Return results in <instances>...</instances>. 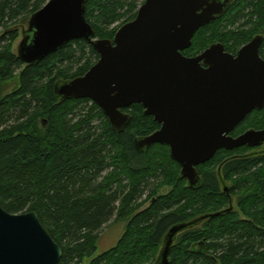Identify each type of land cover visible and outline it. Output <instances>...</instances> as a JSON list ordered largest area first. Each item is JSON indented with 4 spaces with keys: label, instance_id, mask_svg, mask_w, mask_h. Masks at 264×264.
Instances as JSON below:
<instances>
[{
    "label": "trees",
    "instance_id": "1",
    "mask_svg": "<svg viewBox=\"0 0 264 264\" xmlns=\"http://www.w3.org/2000/svg\"><path fill=\"white\" fill-rule=\"evenodd\" d=\"M48 1L0 0V85L18 76L17 87L0 94V207L34 212L62 250L59 264H82L115 221H126L123 235L88 264H154L172 226L216 213L177 235L170 264H264V157L220 150L197 167L201 182L190 189L166 145L136 150V138L160 128L140 105L122 110L130 122L116 133L90 100L60 101L56 82L83 76L99 57L88 43L72 41L39 63H21L12 45ZM85 8L95 38L108 40L138 10L135 0H86ZM257 35L264 60V0H234L182 54L195 57L220 43L235 55ZM262 128L264 108L230 136ZM221 182L237 198L230 211Z\"/></svg>",
    "mask_w": 264,
    "mask_h": 264
},
{
    "label": "water",
    "instance_id": "2",
    "mask_svg": "<svg viewBox=\"0 0 264 264\" xmlns=\"http://www.w3.org/2000/svg\"><path fill=\"white\" fill-rule=\"evenodd\" d=\"M231 1L146 0L134 20L108 40L95 38L85 19L86 0H49L22 28L16 54L22 64L33 65L72 41L88 43L98 61L83 76L56 82L55 96L90 100L116 133L130 122L122 110L140 105L160 128L136 138V150L166 145L180 166V178L194 189L201 182L197 167L216 152L264 144V130L230 136L251 112L264 107L262 37L255 36L236 55L220 43L195 57L182 54L196 32L221 18ZM231 209L230 204L226 211ZM220 214L172 226L154 264H170L177 235ZM61 256L34 212L9 214L0 207V264H59Z\"/></svg>",
    "mask_w": 264,
    "mask_h": 264
},
{
    "label": "rangeland",
    "instance_id": "3",
    "mask_svg": "<svg viewBox=\"0 0 264 264\" xmlns=\"http://www.w3.org/2000/svg\"><path fill=\"white\" fill-rule=\"evenodd\" d=\"M135 1L139 8L144 0H135ZM22 28L25 30L27 28V24L23 25ZM21 40H22V35L19 34L18 38L12 45V52L16 53L17 47L21 42ZM17 83H18V76L16 74L12 80H9L8 82L0 85V94L5 95L12 92L17 87ZM236 199L237 198L234 197V199L232 200L235 207H236ZM126 224H127L126 221H115L104 227L102 231L99 233V237L96 243L95 253L91 257L85 258L82 264H88L92 258L97 257L105 253L106 251L110 250L111 248H113L117 244L121 236L123 235Z\"/></svg>",
    "mask_w": 264,
    "mask_h": 264
},
{
    "label": "flooded vegetation",
    "instance_id": "4",
    "mask_svg": "<svg viewBox=\"0 0 264 264\" xmlns=\"http://www.w3.org/2000/svg\"><path fill=\"white\" fill-rule=\"evenodd\" d=\"M233 1L234 0H232L231 2H230V5L233 3ZM229 5V6H230ZM257 36H259V35H257ZM241 49V48H240ZM239 49V50H240ZM260 49V48H259ZM238 50V51H239ZM237 51V52H238ZM236 55V54H235ZM260 56V55H259ZM261 58V57H260ZM262 59V58H261ZM263 60V59H262ZM264 108V107H263ZM262 108V109H263ZM261 109V110H262ZM261 110H254V111H261ZM252 113V112H251ZM250 113V114H251ZM246 119V118H245ZM244 119V120H245ZM248 130H256V131H261V130H264V128H262V129H247L246 131H248ZM245 131V132H246ZM245 132H243V133H241L240 135H242V134H244ZM240 135H238V136H240ZM237 136V137H238ZM240 148H246V149H248V150H250V154H249V156H251V158H256V157H264V144H262V145H260V146H257V147H249V146H242V147H240ZM237 149H239V148H237ZM246 156H248V155H243V156H240L239 155V157L240 158H246ZM238 156H237V158H239ZM224 185H225V183H224ZM226 195H227V197H228V199H229V207H230V204H231V208H232V206H233V201H232V199L230 198L231 197V195L229 194V192H228V189H227V192H226ZM228 207V208H229ZM199 225V224H198ZM198 225H196V226H198ZM196 226H194V227H196ZM193 228V227H192Z\"/></svg>",
    "mask_w": 264,
    "mask_h": 264
}]
</instances>
